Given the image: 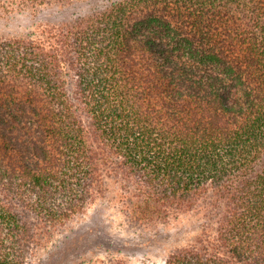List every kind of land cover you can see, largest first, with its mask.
Segmentation results:
<instances>
[{"label": "trees", "instance_id": "obj_1", "mask_svg": "<svg viewBox=\"0 0 264 264\" xmlns=\"http://www.w3.org/2000/svg\"><path fill=\"white\" fill-rule=\"evenodd\" d=\"M103 199L161 264H264V0H0V264ZM90 233L42 264H128Z\"/></svg>", "mask_w": 264, "mask_h": 264}, {"label": "rangeland", "instance_id": "obj_2", "mask_svg": "<svg viewBox=\"0 0 264 264\" xmlns=\"http://www.w3.org/2000/svg\"><path fill=\"white\" fill-rule=\"evenodd\" d=\"M31 19V16L20 17L21 21L29 22ZM22 215L29 221L34 219L26 211H22ZM86 231L91 232L88 237L95 238V243L87 241L84 248L92 249L90 255L97 259L115 256L128 264H161L169 249L154 227L144 228L120 213L112 201L103 199L92 204L83 215L54 231V236L45 247L36 249L31 264H42L63 242L79 238Z\"/></svg>", "mask_w": 264, "mask_h": 264}]
</instances>
